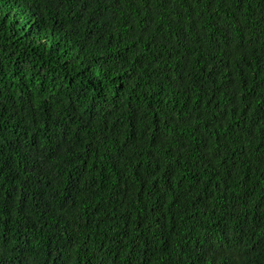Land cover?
Returning <instances> with one entry per match:
<instances>
[{"label": "trees", "instance_id": "1", "mask_svg": "<svg viewBox=\"0 0 264 264\" xmlns=\"http://www.w3.org/2000/svg\"><path fill=\"white\" fill-rule=\"evenodd\" d=\"M0 264H264V0H0Z\"/></svg>", "mask_w": 264, "mask_h": 264}]
</instances>
